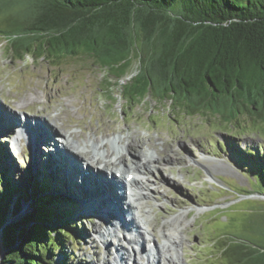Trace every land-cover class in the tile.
<instances>
[{
    "label": "trees",
    "instance_id": "trees-1",
    "mask_svg": "<svg viewBox=\"0 0 264 264\" xmlns=\"http://www.w3.org/2000/svg\"><path fill=\"white\" fill-rule=\"evenodd\" d=\"M0 40L14 58L90 62L107 103L117 92L128 107L151 97L185 115L209 112L231 123L249 114L264 122V0H0ZM259 158L254 151L240 161L262 175L264 194V163L252 161ZM0 164V225L23 202L29 208L3 228L1 264H55L72 228L69 209L58 201L52 211L53 183L41 171H28V187L16 195ZM55 216L65 219L55 225ZM220 243L227 264H264V245L239 236Z\"/></svg>",
    "mask_w": 264,
    "mask_h": 264
},
{
    "label": "rangeland",
    "instance_id": "rangeland-1",
    "mask_svg": "<svg viewBox=\"0 0 264 264\" xmlns=\"http://www.w3.org/2000/svg\"><path fill=\"white\" fill-rule=\"evenodd\" d=\"M4 14L6 11L3 10ZM91 66L90 62L78 60L57 66L53 61L39 62L33 57L14 58L6 41L0 40V107L10 114L2 115L0 122L6 124V118L10 117L11 122L20 119L21 124L27 125L29 119L24 115L28 114L46 121L52 129L55 127L52 121H58L66 129L74 128L76 136L71 139L79 146L77 136L81 132L78 133V125L83 118L90 117L92 112L84 102L90 103L92 111L103 117V130L119 140L122 156L117 167L127 169L135 162L134 154L137 156L141 152L157 159L152 166L153 173L148 171L149 175H146L151 192L143 200L145 209L150 212L146 218L154 227L151 234L144 228L141 232L132 230L134 225L130 224L128 230L123 231L124 236L119 232L117 236L113 234L116 229H111L110 225L84 219L76 226L75 239L62 251H55V264H106V261L110 264H146L147 255L154 256V261L150 258L149 264H227L222 246H219L222 237L239 236L250 244L264 245V199L248 197L256 192L262 194V175L256 174L250 164L245 169L240 161L243 155L251 158L254 151L259 157L264 156V122L254 121L249 114H241L231 123L209 112L185 115L171 108L169 101L159 103L151 97L128 107L117 92L113 103H107L96 95L102 75L98 68ZM132 67L133 73L135 64ZM9 127L6 130L0 127V135H7V141L20 153L15 156L11 151L1 149L0 144V162L15 182L16 195H20L28 187L25 177L29 168H49L53 175L52 163L55 162L49 152L54 151L50 143L47 144L48 140L46 144L35 146L32 139L30 142L20 137L17 124ZM51 141L54 145L58 143L55 138ZM54 158L59 160L57 156ZM252 161L264 163V158ZM81 162L79 165L84 168ZM55 166L59 168L60 164ZM46 170L44 176L50 178ZM65 185L68 187L67 182ZM0 189H3L2 183ZM71 189V196L82 192L77 187ZM112 200L105 201L110 203ZM57 208L55 202L52 211ZM28 209L23 202L19 215L26 214ZM180 210H183L186 222L178 226L170 218ZM8 218L16 220L19 217L9 214ZM64 219L55 216L53 221L60 225ZM105 221L115 227L119 224L117 220ZM96 225L110 233L101 230L95 234ZM163 232L171 233L180 244L168 249L171 240L164 237ZM117 245L123 251L121 260L118 253L115 256ZM156 247L161 256L156 253ZM163 255H172L173 262L169 263Z\"/></svg>",
    "mask_w": 264,
    "mask_h": 264
},
{
    "label": "bare ground",
    "instance_id": "bare-ground-1",
    "mask_svg": "<svg viewBox=\"0 0 264 264\" xmlns=\"http://www.w3.org/2000/svg\"><path fill=\"white\" fill-rule=\"evenodd\" d=\"M0 112H1V114H3V111H2V109L0 108ZM93 120V119H92ZM22 122H19L18 124L21 126L22 124H21ZM18 125V126H19ZM83 127H84V125H83ZM84 138H85V140H86V142L88 143H90V144H92V143H94V139L93 138H91L89 135L87 136H84ZM50 143V144H49ZM47 144H49L50 145V147H52L53 148V150L52 151H54V153H52V152H49V154H50V156L52 157V159L55 161V158L54 157H56V155H57V157H59V153L60 152H58V149L59 148H61V147H57V146H55L53 143H52V141H51V139H49L48 140V143ZM62 145V144H61ZM108 152H110V151H108ZM74 153L79 157V160L77 161V163L79 164L80 163V161H82V159L80 158L81 156H80V149H79V146H78V144H73L72 145V147H71V151H70V155H74ZM103 154L104 155H106L107 153L106 152H104L103 151ZM134 156H135V162L132 164V165H130V166H127L128 168L126 169V171L128 170V171H130V169L132 170V172H134L135 171V174H134V177L132 178V180L131 181H134V183H133V187H131V181L128 183V186H129V188L133 191L132 192V194L130 195V198L129 199H131V201L129 202L130 203V207H134L135 209H134V211L135 212H131V214H132V218H131V220L129 219H126L125 217H124V214L122 215V213L121 212H123V211H120L119 212V210L115 213V216L114 217H118L119 219H121L120 221H118L119 222V224H118V226H113V224H111V223H107L106 221H105V219H106V217H105V215H104V212H103V208H104V206L102 205L103 204V202H106L105 200H107L108 201V197H111L110 198V200L111 199H113L112 200V202L114 203H108V202H106L107 204L106 205H109V206H111L112 207V209H113V212H115V208L117 209L118 207H117V205H118V203H119V205H120V202H121V199H123L124 201L126 200V198H125V195H121V194H119L116 190L118 189V184H116V186L115 185H110V184H108V185H110V186H108V188H103L102 189V186H100V184H98V183H94L95 185H93V188L91 187V186H88V184H87V179H88V173H87V169H86V167L84 166V168H82V167H79L78 166V164L76 163V162H73V164L75 165V166H77V167H79V169H80V172L78 173L79 174V177H78V174H75V175H71V176H67V179H66V181H67V183H68V185L70 186V188H79V191H82L81 189H80V182L81 183H83L84 184V186H82V189H83V191L81 192V194H79V196H78V194L76 195V198H77V200H79V201H81L82 202V205L83 206H85V208H86V211L87 212H91V213H93L95 216H97V217H99L100 219H99V223H101V224H103V225H110L111 227H113V228H111V229H116V232H113V230H112V232H113V234H115V235H117L118 236V234H117V230L118 229H123V231H127L128 230V228H129V226L128 225H130V224H132V227H133V225H134V227L133 228H130V229H136L137 231H139V232H141V229H143L144 228V230L146 231V232H148V233H150L151 234V232L150 231H153L154 230V227H153V223L152 222H150V220H148L147 218H149L148 216V214L150 213L149 212V209H145L147 206L145 205H143V200L144 199H146L147 197H148V194L151 192V189H150V186L147 184V182L149 181V179H148V177H146V175H149V173H148V171L149 172H152L153 173V169H152V166H153V164H154V162L157 160L156 158H153L152 157V155L151 154H147V153H145V152H141V153H138V158H137V156L134 154ZM137 158V159H136ZM137 160V161H136ZM58 161H60V159L58 160ZM85 165V163L82 161L81 162V165ZM155 166V165H154ZM106 172V171H105ZM72 173H75V171L73 170L72 171ZM151 173V174H152ZM138 174H140V175H138ZM74 176H75V178H74ZM77 176V177H76ZM66 178V177H65ZM81 180V181H80ZM89 182V181H88ZM80 184V185H79ZM112 184V183H111ZM77 185H79V186H77ZM112 186V187H111ZM120 186V185H119ZM96 187V188H95ZM115 188H116V190H115ZM114 191H113V190ZM78 190V189H77ZM142 191H144L142 194H141V192ZM150 195V194H149ZM85 197H86V199H85ZM84 198V199H83ZM129 205V204H128ZM185 211H186V209H184V213H185ZM183 210H180V212L179 213H177L176 215H174L173 217H171L170 218V221L172 222H174V223H176V225H181V224H183V223H185L186 222V220H185V216L183 215ZM124 213V212H123ZM145 214H146V216H145ZM135 215H137V217L135 216ZM147 217V218H146ZM138 218V219H137ZM110 219H112V220H115L114 218H113V216H111L110 218H109V220ZM107 220H108V218H107ZM115 223V222H114ZM121 223H122V225H121ZM117 225V224H116ZM121 226H123V228L121 227ZM98 225H96V228H94V232H96V233H98V232H100L102 229L100 228V227H98ZM103 227V226H102ZM162 227H164V225H162ZM98 229V230H97ZM127 229V230H126ZM144 230H142V234H143V232H144ZM98 231V232H97ZM107 233H110V231H107ZM123 234V233H122ZM163 235H164V237H166V238H168L169 239V241L171 240V242L167 245V248L168 249H171V247L172 246H174V245H176V244H180V242H179V240H178V238H176L175 236H172L171 235V233H166V232H163ZM123 236H124V234H123ZM130 238V237H129ZM131 238H133V237H131ZM136 239V238H135ZM134 240V239H133ZM137 240V239H136ZM138 241V240H137ZM181 241V240H180ZM140 242H141V240H140ZM137 244L139 243V242H136ZM140 244V243H139ZM138 244V245H139ZM118 247V245L116 246V248H115V250L117 251L116 253H115V256L117 255V253H118V255H119V257H120V260L123 258V251H122V249H120V247L119 248H117ZM155 250H156V253L158 254V255H160L159 254V249H158V247H156L155 248ZM163 250H165V249H163ZM169 251V250H168ZM167 253V251L165 250V254ZM129 255V254H128ZM130 256V255H129ZM148 257H147V259H146V264H149V262H150V258H152V256L151 255H147ZM161 256V255H160ZM163 256H165V255H163ZM167 259H168V261H169V263L170 262H173V260H171L170 258H173L174 259V257L172 256V255H169L168 257L167 256H165ZM117 258V257H116ZM151 261L153 262L154 261V256H153V258L151 259ZM107 262L108 261H106V264H107ZM108 264H110V262H108Z\"/></svg>",
    "mask_w": 264,
    "mask_h": 264
},
{
    "label": "water",
    "instance_id": "water-1",
    "mask_svg": "<svg viewBox=\"0 0 264 264\" xmlns=\"http://www.w3.org/2000/svg\"><path fill=\"white\" fill-rule=\"evenodd\" d=\"M46 169H36V168H29L28 171L31 172L32 176L35 175V173H37V171H41V175L44 176V171ZM49 171L48 173H50L49 168L46 170V172ZM43 173V174H42ZM52 173L53 175H51L50 173V178L51 181L53 183L52 187H50V194H51V199L49 200V203L51 205L52 208H54V204L55 202H61L67 209H69L68 211H70L69 216H68V224L73 228V226H77L78 224H80L81 222H83L85 218V214L83 209L77 204L75 203V201L73 200L70 190L68 189V187L62 182L59 174L57 173V171L54 169V167L52 168ZM253 193V192H252ZM47 195V193L44 191V196ZM251 196V198L255 197V200L258 199H264V194L261 193H253V194H249L248 197ZM229 203V202H228ZM264 208V207H262ZM21 211V210H20ZM20 211L15 214L17 215L16 220L13 219H9L7 218V220L0 225V264H1V260L2 257L4 255L5 252V248H4V244H3V228L8 225V224H12V223H18L21 219H23L25 217L24 215H19ZM29 211V209H28ZM28 213V212H26ZM69 229V232L67 233V240H66V244H68L69 242H72L73 239H75V232H73L72 230L74 229Z\"/></svg>",
    "mask_w": 264,
    "mask_h": 264
}]
</instances>
